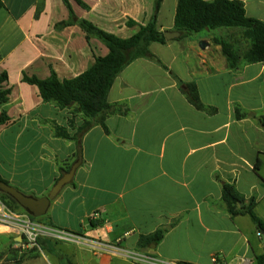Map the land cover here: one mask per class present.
I'll use <instances>...</instances> for the list:
<instances>
[{
    "label": "crops",
    "instance_id": "1",
    "mask_svg": "<svg viewBox=\"0 0 264 264\" xmlns=\"http://www.w3.org/2000/svg\"><path fill=\"white\" fill-rule=\"evenodd\" d=\"M1 1L0 74H8L12 92L8 104L0 106L10 118L0 125V137L12 154L0 159V177L40 199L75 163L76 143L57 138L54 127L70 136L76 131L69 126L72 110L44 103L22 75L47 79L54 71L61 80L72 79L109 50L97 39L88 41L79 26L56 29L69 19L62 0ZM81 1L89 9L71 0L79 19L122 39L151 20L154 6L153 0ZM168 1L172 14L165 15ZM239 1L248 17L264 22V0ZM177 5L178 0H164L157 19L160 32L177 31ZM204 32L208 35L153 43L151 52L167 69L138 59L116 79L108 101L124 104L129 113L107 119L109 134L97 126L83 137L82 163L52 201L46 215L50 227L80 237L84 245L97 242L123 250L130 245L138 251L142 235L167 228L158 246L141 251L175 263L212 264L214 255L255 262L264 253L256 225L248 216L232 217L222 199L226 183L246 200L257 199V215L264 201V63L231 69L214 42L226 33ZM173 75L184 83L181 87ZM189 83L197 85L202 103L216 114L189 103L181 91ZM82 124L76 116L75 125ZM101 228L114 238L103 240ZM43 250L55 249L46 242ZM97 257L98 264H113L110 252Z\"/></svg>",
    "mask_w": 264,
    "mask_h": 264
},
{
    "label": "trees",
    "instance_id": "2",
    "mask_svg": "<svg viewBox=\"0 0 264 264\" xmlns=\"http://www.w3.org/2000/svg\"><path fill=\"white\" fill-rule=\"evenodd\" d=\"M69 11V19L56 25L57 30H63L70 26H79L88 41L97 39L104 44L109 53L105 57L96 58L94 63L81 75L72 79L61 80L56 72L52 71L47 79H40L36 76L22 75V82L35 86L39 90L40 97L44 103H51L64 110H72L73 118L69 121V126L75 130V135L70 136L68 131L59 126L54 127L55 136L65 140L74 141L77 146L75 162L82 160L83 137L93 128L100 126L109 134L106 125L107 119L114 114L128 115L129 109L124 104H111L108 101L109 93L120 74L133 62L138 59L150 60L167 69L162 62L151 52L150 46L153 43L166 44L168 41L164 33L157 27L158 14L164 0H153V14L151 20L140 26L139 31L127 39L119 38L107 33L87 20L79 19L74 13L71 0H62ZM83 9L89 7L81 0H73ZM4 4L0 0V10ZM41 12L38 9L37 16ZM129 27L136 26L134 21H128ZM220 28L242 30L243 37L250 42V47L240 55L234 46L224 39H217V45L221 46L231 69H238L242 64L264 63V22L255 18H250L246 14L243 2L239 0H178L175 15V29L181 32L180 40L189 38L204 30H217ZM180 87L184 84L175 75ZM9 76L6 72L0 74V106H6L12 88L8 85ZM182 93L189 103L198 111L209 115L216 114V110L207 108L200 99L198 87L195 83L185 84ZM80 115L83 124L80 127L75 125V117ZM244 116L240 114L239 117ZM10 121L6 111L0 113V125H5ZM260 124L264 127V117L260 119ZM260 168L259 162L256 170ZM71 169L68 165L63 173ZM0 181L10 185L0 177ZM4 203L10 208H20L19 204L10 196L1 193ZM223 202L227 212L232 217L248 216L256 225L259 233L264 238V221L256 214L257 199L252 197L246 200L241 196L234 185L223 184ZM33 220L45 222L47 225H54L47 220V216L34 218ZM167 228L159 229L151 235H142L138 242L140 250H148L152 245L158 246L164 239ZM45 242L41 239L38 244L41 249L45 248ZM6 264H22L17 256H12ZM188 264V263H180ZM255 264H264V253L255 259Z\"/></svg>",
    "mask_w": 264,
    "mask_h": 264
},
{
    "label": "rangeland",
    "instance_id": "3",
    "mask_svg": "<svg viewBox=\"0 0 264 264\" xmlns=\"http://www.w3.org/2000/svg\"><path fill=\"white\" fill-rule=\"evenodd\" d=\"M171 5H172L171 2L168 1L166 7L164 8L165 15L167 12L172 14ZM209 33H212L216 37L222 36V34L226 33V37L223 39L231 43L234 46L235 50H237L240 55H243L244 52L250 47V42L243 37L242 30L220 28L217 30H212ZM206 35L208 34L203 31L193 36L198 38V37H204ZM217 39H214L216 45H217L216 43ZM204 47L201 48L204 49ZM220 55L225 57L222 52V48ZM193 57L197 58L196 55H194ZM11 154H12L11 149L9 147H4L2 145L1 137H0V159L10 157ZM0 200L4 203V201L1 198V193H0ZM8 208L9 210H11L16 214H20V215L29 214L22 207H21L22 209L17 207L14 208L8 207ZM258 215L260 216V218H264V201L261 203V205L258 208ZM33 221L42 226L50 227L43 221L42 222L37 220H33ZM2 231H7V229H2ZM99 234H101L102 239L105 241H111L114 238V236L106 234V231L103 228L99 230ZM19 238H20L19 233H15V232H9L0 235V264H6L7 261L10 259V257L14 255L17 256L19 260H21L22 264H98L99 263V259L97 257L98 252L96 253L93 249L84 245V243L58 241L55 239H49L42 236L40 239L45 243L50 242V244H52V247L55 249L54 253H52L49 250L41 249L39 245L38 247L36 246L33 247L30 245L27 246V244L25 242L20 241ZM131 243L132 242H130L129 244ZM124 246H125L124 249L125 252L122 254L114 255L113 264H138L137 261L131 258L132 256H130V254L146 253L141 250L138 251L135 247H131L130 245L128 246L124 245ZM43 254L47 256L48 260L45 259ZM57 256H62L63 259L58 260ZM48 261L49 263H47Z\"/></svg>",
    "mask_w": 264,
    "mask_h": 264
},
{
    "label": "built area",
    "instance_id": "4",
    "mask_svg": "<svg viewBox=\"0 0 264 264\" xmlns=\"http://www.w3.org/2000/svg\"><path fill=\"white\" fill-rule=\"evenodd\" d=\"M7 229V231H2ZM15 232L19 233L20 241L25 242L27 246L38 247V241L43 236L49 239H55L58 241H69L75 243H83V240L75 235L61 232L53 229L52 227H45L35 223L30 214H16L9 210V208L0 200V235ZM259 237H262L261 233H258ZM86 245L93 249L96 253L105 252L112 253L114 255L122 254L125 251L114 245H108L97 242H86ZM131 258L138 262V264H180L175 262H167L157 258L154 255L148 253H136L130 254ZM212 264H255L254 260L243 257H238L233 260H226L221 255H214L212 257Z\"/></svg>",
    "mask_w": 264,
    "mask_h": 264
},
{
    "label": "water",
    "instance_id": "5",
    "mask_svg": "<svg viewBox=\"0 0 264 264\" xmlns=\"http://www.w3.org/2000/svg\"><path fill=\"white\" fill-rule=\"evenodd\" d=\"M167 41H173L181 37V32L179 31H167L164 32ZM82 161L78 160L75 162L71 169L65 173L54 185L49 194L43 198L36 199L27 196L17 190L16 188L0 181V193L6 194L14 199L26 212L32 215L34 218H42L47 215L50 205L53 200H55L60 192L69 185L76 174V171L80 167ZM20 240V239H19ZM155 245H153L154 247Z\"/></svg>",
    "mask_w": 264,
    "mask_h": 264
}]
</instances>
